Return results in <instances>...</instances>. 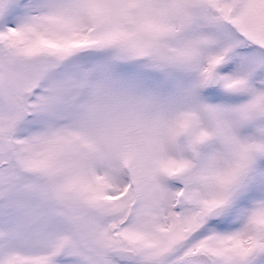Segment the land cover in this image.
<instances>
[{
	"label": "rangeland",
	"instance_id": "obj_1",
	"mask_svg": "<svg viewBox=\"0 0 264 264\" xmlns=\"http://www.w3.org/2000/svg\"><path fill=\"white\" fill-rule=\"evenodd\" d=\"M263 136L264 0H0V264H124L108 249L128 231L164 264H264V163L238 185ZM198 138L194 205L231 196L240 216L174 251L163 166Z\"/></svg>",
	"mask_w": 264,
	"mask_h": 264
},
{
	"label": "flooded vegetation",
	"instance_id": "obj_2",
	"mask_svg": "<svg viewBox=\"0 0 264 264\" xmlns=\"http://www.w3.org/2000/svg\"><path fill=\"white\" fill-rule=\"evenodd\" d=\"M217 73H218V70H217ZM219 83H220V79H219L218 85L215 87H211V88L219 87ZM262 139H264V136ZM257 142L258 143L255 145L259 144V140H257ZM195 144H196V148H193L192 145L189 147V154H190L191 161H189L187 165L186 163L181 164V165L180 164L176 165L174 161L172 162L171 166H165V165L163 166L164 169L170 168V170H172L173 172L171 185L173 189L176 191V198H177L176 199V203H177V206H176L177 213L176 214H178V216H181L179 214L183 213L184 215V217L182 216L184 218L183 219L184 221H183V230L181 231V234L183 233L181 240H179L178 237L176 236L173 238V243L170 244L171 246L173 245L174 251H177L178 249L182 248L183 247L182 245L186 244V242L195 233L199 235L207 234L209 238L214 237L216 239H219V238L223 239L220 237L219 232H220V228H222L221 231H224V229H226V226L229 225L227 218L234 220L235 218L240 216V213L234 216H229V213H233V207L229 203L232 200H236V198H231V196L224 198V200H219V201L212 202V203H210L209 201L210 204L208 203V205L205 206L204 209H201L198 206L194 205L197 202V200L196 198H194L195 197L194 196L195 182L193 179V173L196 169L198 170V168L201 166L203 162L205 163V161L207 160V158L204 159L203 154H202L204 149L207 147V143H205L203 139L198 138ZM195 144H194V147H195ZM257 154L260 159L257 158L256 160L259 163L255 161V159L248 161V165L246 166V171L243 172L241 178L239 179L238 185H240L242 181L246 179L245 174H247L249 171L253 172L254 170L257 169L258 164L264 163V143L258 145ZM262 167L261 169L264 170V166ZM161 170H162V167H158V172H161ZM250 175L251 176L248 177L249 185H247V190L252 189V184H250V182L253 179V176H252L253 174L250 173ZM169 180H170V176L168 173L167 181L169 182ZM166 183L167 182H164L163 185H167ZM173 195H174V192H173ZM248 197L250 196L248 195ZM200 202L203 205L207 204V202H205V199L204 200L200 199ZM220 203H223V206L221 208V213L216 212L214 209L211 208ZM240 208L241 207L239 208L237 207V210L235 211H241ZM128 218L129 217H127L125 221H128ZM185 218L187 220L191 219L194 224V226L190 228L189 230L187 229V231L185 229L187 227L186 225L187 220ZM211 225L214 226V229L211 228ZM215 226H216V229H215ZM115 228L116 226L114 227V229ZM259 228L261 227L257 226L258 233H262L259 231ZM261 229L263 230V228ZM126 233H127V239L119 238L118 241L117 242L114 241L113 246L108 249V253H109L108 255L111 256V257H108V259L113 258L114 262L124 263V264H164L162 262L163 258L161 257L166 251L163 250L164 248L163 246L158 245L157 241L155 243H152V245L149 246L148 248H143L141 246V244L143 243L142 240H144L145 236L147 237V235L136 234L138 235L136 237L137 241H132V237H134L135 235L131 236L129 231ZM260 237L258 234L256 236V241ZM111 238L115 239V235L112 236ZM152 247H154V252L157 251V254H151ZM256 254H258L257 247L255 250L254 249L252 250V254L249 255L245 259V262L252 261L251 258L255 257ZM183 255H181L180 258L176 257L177 260H179V262L176 264H220L217 258L214 256V254L209 252L207 249L201 248V249H198L192 252L185 253ZM221 257H224V253L221 254ZM146 258H148L147 262L145 261ZM176 258L173 261V264H175ZM165 264H169V261L166 260Z\"/></svg>",
	"mask_w": 264,
	"mask_h": 264
},
{
	"label": "water",
	"instance_id": "obj_3",
	"mask_svg": "<svg viewBox=\"0 0 264 264\" xmlns=\"http://www.w3.org/2000/svg\"><path fill=\"white\" fill-rule=\"evenodd\" d=\"M220 64L221 63L218 62L213 67V72H212L210 79H209V83L212 86L216 85V83H217V79L215 78L214 74H215V71L217 70V68L220 66ZM30 94H31V90L28 91V95H30ZM221 208H222V205L220 204V205L213 207L212 209H214L216 212L221 213Z\"/></svg>",
	"mask_w": 264,
	"mask_h": 264
}]
</instances>
